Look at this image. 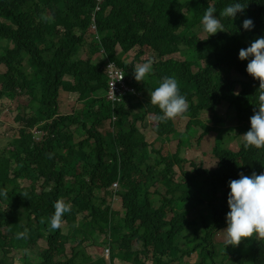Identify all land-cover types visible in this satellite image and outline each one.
<instances>
[{"label": "trees", "instance_id": "16d2710c", "mask_svg": "<svg viewBox=\"0 0 264 264\" xmlns=\"http://www.w3.org/2000/svg\"><path fill=\"white\" fill-rule=\"evenodd\" d=\"M232 2L0 0V64L8 67L0 74V99L39 93L38 105H18L15 120L21 126L16 133L0 137V190L7 189L0 196V264H14L9 253L16 248L27 252L39 239L46 243L39 250L41 259L24 264H109L88 255L87 246L97 243L110 248V264L117 258L129 264H264V239L254 235L242 239L240 246H225L222 231L229 211L228 182L241 172H264V149L245 150L240 138L251 127L259 81L246 72L248 60L239 59L241 48L264 36V0H246L245 11L234 20L221 18L225 31L200 36L205 9L213 5L218 16ZM92 14L101 39L92 49L104 50V59L97 62L91 56L79 58ZM249 18L254 23L250 31L242 26ZM134 48L138 50L128 62ZM148 58L156 61L153 72L138 83L133 67ZM110 59L123 68L129 87L115 99L108 95ZM164 76H175L187 97L189 120L183 131L176 129L181 118L159 122V108L139 97L149 95ZM62 89L78 95L67 101L68 113L59 109ZM221 105L227 106L234 124L223 126ZM203 111L210 112L208 121L201 117ZM149 115L152 120L147 122ZM195 125L204 128L203 134L218 131L213 150L220 162L208 180L203 173L186 174L176 183L171 171L182 160L162 157L166 171L159 183H166L170 193L185 186L168 203V227L157 230L153 197L159 189L151 170L138 164L150 145L142 128L151 126L166 138L178 139L183 151L193 142ZM34 127L44 132L40 139H34ZM233 140L239 142L238 150L227 146ZM197 194L201 204L203 198L208 201L203 208L199 202L194 210L182 204ZM115 195L122 200L123 213L111 201ZM58 198L72 207L63 226L52 231L49 217ZM128 224L131 232H122ZM25 228L27 238L17 239ZM101 234L103 241L98 242Z\"/></svg>", "mask_w": 264, "mask_h": 264}, {"label": "clouds", "instance_id": "9594fccd", "mask_svg": "<svg viewBox=\"0 0 264 264\" xmlns=\"http://www.w3.org/2000/svg\"><path fill=\"white\" fill-rule=\"evenodd\" d=\"M246 7V0H233V2L225 6L217 16L215 15V13H217L216 8L213 5H209L205 9L201 18V25L203 31L207 33V38L217 34L218 32L225 31L221 18H230L231 20H234L238 13H243L245 11ZM242 26L244 30H252L254 27L253 20L250 18L244 19ZM89 33H93L92 36L94 41H101L100 35L96 32L95 14H92L91 17V31ZM102 51L104 53V50ZM250 57L251 59H249ZM239 59L241 61L248 60L246 72L253 79L259 81V87L256 92L258 106L253 109V115L250 117V129L240 135L242 146L245 150L249 148L264 149V36L256 38L250 43V46L241 48L239 50ZM155 62L154 58H148L145 62L136 64L133 67L135 81L138 83L144 82L146 77L153 72V65ZM115 68L121 69L123 74L120 72L114 73L115 78L111 87V95L113 97H117L114 93L115 83L117 81H122L124 78L126 84L123 68L120 67L116 61L111 59L106 66L109 84L110 72ZM124 90H129V87L127 86ZM149 96L150 104L158 107L160 110V115L155 117L157 121L167 122L177 118H185V114L189 109V103L187 97L181 94L180 84L175 76H164L158 86L155 87L154 90L149 91ZM115 118L116 116L114 114L113 119ZM176 129L179 128L176 127ZM32 131L34 136L36 134L40 135L38 139L44 135V132L36 127H34ZM156 133L157 136L152 139H148L145 132L143 133L150 145H148L147 155L138 158V164L141 169L151 170L152 182L159 189L158 193L153 197L154 206L157 208V226L155 229L158 230L160 226H164V228L168 227V222L164 220L168 216V203H174L177 192L180 191L185 184L175 186L174 190L177 192L170 193L167 191L166 183H159L162 175H164L166 171L164 168L165 160H163L162 157L173 159L176 163L178 160H183L182 154L184 153V150L182 151L178 149V139L174 137L166 138L164 135H160L157 130ZM2 136L6 135L2 134ZM164 139H166L168 148L167 153H163V147L155 145L157 142L162 144ZM157 150H159L161 154H159ZM15 164L16 162L13 159L12 166H15ZM179 165L181 167V171L178 178H175L174 173H178V170L175 168ZM173 168L174 170L171 171V177L176 183L182 182V179L186 174L197 175L198 173H203L207 175L205 176V179L208 180L209 173H211L209 171L212 170L204 169L192 172L185 170L182 164H174ZM183 171L191 173H185ZM112 187L116 190L118 188V183H113ZM228 187L230 188V192L228 193L227 199L229 208V211L226 214L227 227L222 230L225 234V246H240L243 243L241 242L242 239L252 238L254 235L258 236L260 239H264V172H261L260 174L253 172L251 175H245L241 172L238 179H232L228 182ZM193 188L195 189L194 186ZM152 189H154V187ZM6 195V188L0 190V196ZM23 195L27 196V193H24ZM189 200L190 201H185L182 204L187 205V207L191 210H194V206H196L197 202L201 204V196L199 194ZM203 201L204 204H201L202 208L205 206V203L208 202L204 198ZM116 202L119 203V205H122L120 197L116 198ZM53 207L54 213L51 217H49V227L52 231H56L63 226V217L66 213L71 212L72 206L71 203L66 201L64 198H58L54 202ZM27 234L28 229L25 228L24 231L18 232L16 237L17 239H26ZM104 251V254H102L103 258L110 264L111 250L107 247L104 248ZM105 254H108L109 258H106Z\"/></svg>", "mask_w": 264, "mask_h": 264}, {"label": "rangeland", "instance_id": "374dc122", "mask_svg": "<svg viewBox=\"0 0 264 264\" xmlns=\"http://www.w3.org/2000/svg\"><path fill=\"white\" fill-rule=\"evenodd\" d=\"M93 34V33H92ZM92 34L88 33L87 35L84 36V40L82 41L83 46H84V51L83 53L80 54V59H84V58H88L89 56H91V61L92 62H97V61H101L104 59V54L102 50H93V46H94V39ZM78 35V34H77ZM200 36L205 37V32L203 31V33L200 34ZM138 50V48H134L129 52V57L126 58V60L129 62L131 60L132 57H134L136 51ZM184 57V56H183ZM8 70V67L5 66L4 64H0V74L5 73ZM234 78H236V74L234 73ZM71 78V76H70ZM1 79H0V88L1 86ZM239 88V85L237 86V89ZM17 91L18 93L21 92V89L19 87H17ZM35 96V97H34ZM59 109H66L67 111H63L62 113H68L72 110L66 108L67 106V101L68 100H75L77 99L78 95L76 93L73 92H66L63 89L60 91L59 94ZM139 97L142 99H150L149 95H145L143 97H141L139 95ZM39 93L31 94V97L29 98V96L27 95H19V96H15L14 98L9 96V95H4L1 99H0V137L2 136V134H5L7 137L16 133L17 129L21 126V122H18L15 120V116L18 112L17 107L19 104H23V105H28V103L30 101L34 102V105H38L39 103ZM79 106V112L83 111L82 106V102L78 104ZM227 106L226 105H221L220 109H219V115L224 117L225 119V123H223V126H226L227 123L229 124H234L233 122H231L230 119V115H228L226 113V109ZM62 111V110H61ZM28 114H30V110H28L27 112ZM208 111H203V113L201 114V117L205 120L208 121ZM232 115V114H231ZM152 120V116H148L147 118V122L149 120ZM189 120L188 116H185V118H181L179 121L176 122L177 128H179L180 130H184L186 127V122ZM90 125V122L88 123ZM157 124V123H156ZM155 124V125H156ZM222 124L220 123H213L212 126L214 125H220ZM109 125V124H106ZM150 125V124H148ZM154 126V125H153ZM197 128V131L195 133V135L192 137V144L189 147H185L184 149V153L182 154V166L185 170L188 171H198V170H204V169H216L218 167V164L220 162L219 157L215 154L214 152V146L217 142L216 137L218 136V131L215 129H211L209 133H204V128L200 125H195ZM143 131L145 132L146 136L148 137V139H152L154 137L157 136L156 133V129L151 126H148L146 128H143ZM227 133V132H226ZM203 134V136L200 138L199 140V136ZM223 134H225V132H223ZM40 137V135H35L34 139H38ZM238 140V139H237ZM237 140H233V141H226L227 146L230 148H233L234 150H238L239 149V142H237ZM164 142L162 144H160L159 142H157L155 145L156 146H160L163 147V153H167L168 152V148H167V144H166V139L163 140ZM178 170V173H174L175 178H178V175L180 174L181 171V167L176 166V168ZM23 184H28L27 181H22ZM119 195H115L111 201L115 204L116 203V207L123 213V208L119 205V203L116 202V198ZM142 231V230H141ZM122 232H131V228L130 225H126L123 229ZM100 239L98 240V242L103 241V237L104 235L101 234L100 235ZM97 237H94V239L96 240ZM41 247H46V243L44 239H39L38 240V245L37 246H31L27 252H24L22 249H13L9 255L14 257V264H24V262L27 259H35V260H39L41 259V254L39 252ZM104 248H107L106 246H101L100 244H95V245H89L87 246V253L88 255L91 257L92 260H97L98 257L102 256V254H104ZM71 249L68 248V252H70ZM0 252L2 253V250H0ZM106 258H109L108 254H105ZM176 263L173 262L172 264ZM114 264H129L128 262H123L121 261L119 258H117L115 260ZM146 264H152L151 260H148L146 262Z\"/></svg>", "mask_w": 264, "mask_h": 264}, {"label": "built area", "instance_id": "2783aa9c", "mask_svg": "<svg viewBox=\"0 0 264 264\" xmlns=\"http://www.w3.org/2000/svg\"><path fill=\"white\" fill-rule=\"evenodd\" d=\"M116 72H120V73H122L123 74V72H122V70L121 69H119V68H115L114 70H111V72H110V84H109V96L111 97V98H113V99H115L116 97H113L112 95H111V87H112V83H113V80H114V73H116ZM126 84H125V80H124V78H123V80L122 81H117L116 83H115V85H114V93H115V95L119 92H121V91H123L124 89H126Z\"/></svg>", "mask_w": 264, "mask_h": 264}]
</instances>
